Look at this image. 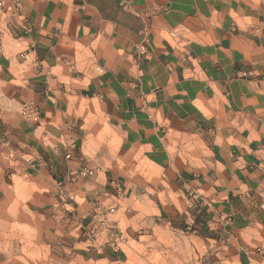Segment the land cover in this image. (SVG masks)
<instances>
[{"label":"crops","instance_id":"obj_1","mask_svg":"<svg viewBox=\"0 0 264 264\" xmlns=\"http://www.w3.org/2000/svg\"><path fill=\"white\" fill-rule=\"evenodd\" d=\"M14 1L0 191L25 181L51 261L116 262L92 226L151 166L200 201L222 264H264V0Z\"/></svg>","mask_w":264,"mask_h":264},{"label":"rangeland","instance_id":"obj_2","mask_svg":"<svg viewBox=\"0 0 264 264\" xmlns=\"http://www.w3.org/2000/svg\"><path fill=\"white\" fill-rule=\"evenodd\" d=\"M139 176L123 195L121 209L96 219L90 252L113 257L112 264H222L224 245L211 240L215 235L209 234L200 201L151 166ZM12 185L0 191V264H58L36 235V216L24 206L25 181ZM10 192L13 197L6 195Z\"/></svg>","mask_w":264,"mask_h":264},{"label":"built area","instance_id":"obj_3","mask_svg":"<svg viewBox=\"0 0 264 264\" xmlns=\"http://www.w3.org/2000/svg\"><path fill=\"white\" fill-rule=\"evenodd\" d=\"M7 3H13L14 7H18L17 2L14 0H0V21L1 14H3L6 10ZM20 111L21 114L27 118L35 119L36 117V107L32 106L30 103H23ZM80 173L90 175L92 172L90 170H82Z\"/></svg>","mask_w":264,"mask_h":264}]
</instances>
